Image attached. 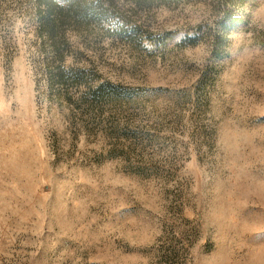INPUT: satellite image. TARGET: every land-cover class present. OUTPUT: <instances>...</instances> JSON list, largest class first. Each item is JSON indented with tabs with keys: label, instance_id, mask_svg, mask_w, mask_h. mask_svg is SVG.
Instances as JSON below:
<instances>
[{
	"label": "rangeland",
	"instance_id": "1",
	"mask_svg": "<svg viewBox=\"0 0 264 264\" xmlns=\"http://www.w3.org/2000/svg\"><path fill=\"white\" fill-rule=\"evenodd\" d=\"M0 0V264H264V0Z\"/></svg>",
	"mask_w": 264,
	"mask_h": 264
},
{
	"label": "trees",
	"instance_id": "2",
	"mask_svg": "<svg viewBox=\"0 0 264 264\" xmlns=\"http://www.w3.org/2000/svg\"><path fill=\"white\" fill-rule=\"evenodd\" d=\"M38 1L41 3L43 2V3L47 4L49 7V11L54 12L55 6H56V2L54 0H38ZM70 1H73V0H70Z\"/></svg>",
	"mask_w": 264,
	"mask_h": 264
}]
</instances>
